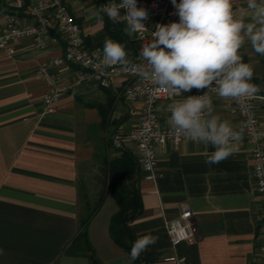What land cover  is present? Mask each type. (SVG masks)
I'll use <instances>...</instances> for the list:
<instances>
[{
    "label": "crops",
    "instance_id": "0c3cea01",
    "mask_svg": "<svg viewBox=\"0 0 264 264\" xmlns=\"http://www.w3.org/2000/svg\"><path fill=\"white\" fill-rule=\"evenodd\" d=\"M35 0H0V25L12 11L31 23L29 7ZM87 43L103 48L105 38L121 43L132 61L136 56L134 33L127 23L110 20L99 0H66ZM120 1V0H115ZM150 0H141L143 7ZM238 16L251 22L247 0H237ZM16 5H19L16 7ZM15 52L0 51V264H91L85 239L80 235L83 215L81 185L90 172L124 150L136 155L134 145L123 149L113 137L136 126L139 104H131L114 89L93 84L72 85L80 69L67 65L51 68L59 73L63 93L56 112L44 114L49 82L39 68L63 56L65 39L56 29L46 48L31 40L15 43ZM243 62L253 69L252 83L260 86L258 113L264 128V56L247 39L240 48ZM187 96L162 102L158 112L168 125V106ZM213 115L239 126L231 99L214 97ZM235 151L216 164L206 160L215 149L187 140L157 147L158 177L146 181L141 169L142 214L129 224L135 239L158 237L143 253L148 264H264L261 200L252 176L247 143L234 142ZM115 202V203H113ZM110 203V211L105 208ZM116 204V205H115ZM193 212L200 234L196 242L171 245L166 222L183 209ZM119 210L107 196L87 228V240L103 264H133L130 254L110 234L113 215Z\"/></svg>",
    "mask_w": 264,
    "mask_h": 264
},
{
    "label": "clouds",
    "instance_id": "9594fccd",
    "mask_svg": "<svg viewBox=\"0 0 264 264\" xmlns=\"http://www.w3.org/2000/svg\"><path fill=\"white\" fill-rule=\"evenodd\" d=\"M171 2L179 20L155 26L152 41L139 52L144 64H131L124 46L107 37L103 57H98L101 63L130 67L141 79L162 90H174L177 95L215 85L218 97L242 101L261 91L260 86L251 82L253 69L238 53L247 39L254 51L264 56V0H247L251 16L248 23L243 15L234 14L232 0ZM122 8L126 10L123 18L128 35L146 30L143 21L147 19V10L138 7L137 0L109 3L104 11L115 22L122 16ZM168 110L167 123L172 134L213 146L215 151L206 160L208 164L226 159L236 150L234 142L242 139V131L213 115L211 100L206 95H189L171 103ZM157 240L151 234L139 236L131 246V260H137Z\"/></svg>",
    "mask_w": 264,
    "mask_h": 264
},
{
    "label": "built area",
    "instance_id": "2783aa9c",
    "mask_svg": "<svg viewBox=\"0 0 264 264\" xmlns=\"http://www.w3.org/2000/svg\"><path fill=\"white\" fill-rule=\"evenodd\" d=\"M109 3L119 4L120 1L111 0L104 5V8ZM141 4V0H137V6L140 7ZM232 4L234 14L238 16V1L232 0ZM144 9L147 10V19L143 21L146 30L134 33L137 53L130 61L133 65L144 64L139 52L145 44L152 41V32L156 30L157 24H169L179 20L171 0H150ZM104 13L107 16L105 11ZM120 14L122 16L117 22L127 23L123 18L126 10L120 9ZM28 15L33 22H24L17 11H12L5 17L0 25V51L13 54L15 43L23 39L31 40L37 48H46L52 39L53 29H56L66 41L63 56L50 59L38 70V76L49 82L48 91L43 99V113H55L56 105L63 93L61 75L59 73L51 75L48 70L67 65L78 67L80 71L71 80L73 86L86 83L100 88L114 89L129 103L139 104L136 126L125 134L115 135L112 141L117 149H123L127 143H132L144 179L156 180L159 163L157 147L167 143L179 145L190 140L184 136L172 134L169 125L160 118L159 104L174 101L185 95H206L212 99L218 96L215 85L208 89H193L191 92L177 95L174 90H162L151 82L141 79L130 67L104 66L98 59L103 57V48L88 45L83 29L66 0H35L29 7ZM238 54L241 56L240 50ZM261 98L258 92L253 97L242 101L231 99V111L239 117L240 121L239 126L234 130L242 131L240 141L244 140L249 147L252 176L261 200L260 223L264 237V128L258 115V102ZM166 229L173 247L185 242L193 243L199 239V228L193 222V212L188 208L183 209L178 217L167 221ZM173 259L176 264H187L186 257H173Z\"/></svg>",
    "mask_w": 264,
    "mask_h": 264
},
{
    "label": "trees",
    "instance_id": "16d2710c",
    "mask_svg": "<svg viewBox=\"0 0 264 264\" xmlns=\"http://www.w3.org/2000/svg\"><path fill=\"white\" fill-rule=\"evenodd\" d=\"M109 0H99L104 3ZM106 176V188L102 198L97 205L91 209L88 207L81 218L80 235L85 239L91 264H103L96 258L94 250L87 240V228L93 217L100 210L105 198L109 195L116 200L119 210L113 215L110 223V234L113 240L130 254L131 246L136 240L131 233L129 224L137 219L143 212V203L140 192L141 165L137 155L128 150H124L121 157L108 159L104 162ZM135 175L134 185L130 190L124 187V180ZM133 264H148L142 252Z\"/></svg>",
    "mask_w": 264,
    "mask_h": 264
},
{
    "label": "rangeland",
    "instance_id": "374dc122",
    "mask_svg": "<svg viewBox=\"0 0 264 264\" xmlns=\"http://www.w3.org/2000/svg\"><path fill=\"white\" fill-rule=\"evenodd\" d=\"M259 115V113H258ZM260 118V115H259ZM261 121V120H260ZM105 167L101 168L97 172H90V175L86 176V180H83L81 185V202L84 213H87L85 210L90 207L93 209L98 201L102 198L104 190L106 188V176H105ZM135 175H132L124 180V187L127 190H130L131 186L134 185ZM115 203V202H113ZM110 203L107 204L105 211H110ZM116 205V204H115ZM83 213V214H84Z\"/></svg>",
    "mask_w": 264,
    "mask_h": 264
}]
</instances>
